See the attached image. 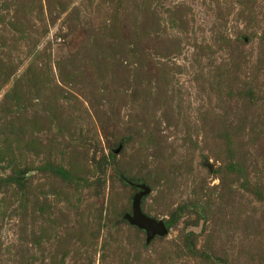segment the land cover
Masks as SVG:
<instances>
[{"label":"rangeland","instance_id":"rangeland-1","mask_svg":"<svg viewBox=\"0 0 264 264\" xmlns=\"http://www.w3.org/2000/svg\"><path fill=\"white\" fill-rule=\"evenodd\" d=\"M0 264H264V0H0Z\"/></svg>","mask_w":264,"mask_h":264},{"label":"trees","instance_id":"trees-1","mask_svg":"<svg viewBox=\"0 0 264 264\" xmlns=\"http://www.w3.org/2000/svg\"><path fill=\"white\" fill-rule=\"evenodd\" d=\"M31 102V99L29 100ZM28 101L26 100V98L24 97H21L20 95H18L16 97L15 100H12L11 102H9L8 104V107L10 109H15L16 111H19V114H17V117L16 119L14 120L13 122V126L16 125V122L17 120L21 123V117L24 116L26 113L24 112V110H27L28 109ZM51 117V120H55L57 118V123L61 126V122L58 120V117L59 115L54 113L53 115H50ZM30 122H32L34 125H37V124H42V122L40 121V119L38 118V115H34V117H32L30 119ZM47 127L48 126V123H47ZM33 140V138L31 139V141ZM115 153L114 151H111L109 153L108 156H105L104 160L107 161V162H111L112 160H115ZM30 167H35L33 165V163L29 164L28 166H25L22 170L17 169L15 168V173L11 176L8 177L7 181L13 183V182H16V184H18L20 187H23L24 186V182H25V179H27L26 175H27V172L29 171V168ZM37 167V166H36ZM37 168H39L40 170H42V165L41 166H38ZM53 169L55 171L56 174L60 175V176H63L64 178H67L69 179L71 177V174L68 170H66L64 167H61V166H54L53 165ZM123 175H125L124 173H122ZM122 175V176H123ZM126 176V178H125ZM124 177H122V179L125 180V185H130L132 187L135 188V190L139 191V188L134 184V183H138L140 180H144L145 183L150 187L149 185V182L147 181V179L145 178H141V177H137V176H134V177H131V176H127L125 175ZM151 188V187H150ZM144 199V198H143ZM143 199H142V202H143ZM142 206V204H141ZM143 209V207H142ZM184 210H185V206H180L179 208L175 209V211L172 213V218L171 219H167L165 220L166 222V225L167 227L170 229L172 226H174L177 222V220L179 219V217L184 213ZM132 211V209H131ZM144 211V209H143ZM145 212V211H144ZM146 213V212H145ZM46 214V210L44 208H42V215H45ZM148 214V213H146ZM124 215H120L118 221H124L126 223H128L129 225H131L125 218H124ZM150 215V214H148ZM150 216H153V215H150ZM155 217V216H153ZM141 231H144L143 229H140L138 228L137 226H134V225H131ZM145 232V231H144ZM193 232H188L186 234V237H185V247L191 252V253H195V249H196V245H195V242H194V239H193ZM167 236V235H166ZM166 236H155L149 243L147 244H150L154 239L156 238H163V237H166ZM146 242V241H145Z\"/></svg>","mask_w":264,"mask_h":264},{"label":"water","instance_id":"water-1","mask_svg":"<svg viewBox=\"0 0 264 264\" xmlns=\"http://www.w3.org/2000/svg\"><path fill=\"white\" fill-rule=\"evenodd\" d=\"M122 145L116 148L114 151L118 153L121 150ZM210 171H213L214 165L206 162ZM138 188L133 197L132 212L125 213L124 218L132 225L143 229L146 232V242L149 243L155 236H166L169 233V228L166 225L165 220L157 219L156 217L146 214L142 209V199L151 192V188L145 182L134 183Z\"/></svg>","mask_w":264,"mask_h":264}]
</instances>
